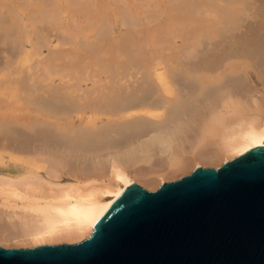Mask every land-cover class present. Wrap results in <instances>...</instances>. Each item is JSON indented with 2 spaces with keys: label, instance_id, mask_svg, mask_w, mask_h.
<instances>
[{
  "label": "bare ground",
  "instance_id": "1",
  "mask_svg": "<svg viewBox=\"0 0 264 264\" xmlns=\"http://www.w3.org/2000/svg\"><path fill=\"white\" fill-rule=\"evenodd\" d=\"M8 1L10 15L0 14V153L14 169L0 174V215L16 228L0 241L87 237L139 178L157 184L163 173L192 163L218 168L264 146V109L249 81L264 63L254 59L264 52V28L251 26L248 46L240 39L249 49L260 42V55L230 52L241 45L236 36H228L235 48L226 45L233 57L218 46L248 0H33L31 9ZM214 48L224 58L216 64ZM206 49L212 61L203 62ZM13 124L43 136H23L27 128ZM189 134L197 136L191 150ZM155 162L164 167L154 174L136 166ZM62 170L74 182H59Z\"/></svg>",
  "mask_w": 264,
  "mask_h": 264
},
{
  "label": "water",
  "instance_id": "2",
  "mask_svg": "<svg viewBox=\"0 0 264 264\" xmlns=\"http://www.w3.org/2000/svg\"><path fill=\"white\" fill-rule=\"evenodd\" d=\"M0 264H264V146L152 191L133 183L85 239L0 246Z\"/></svg>",
  "mask_w": 264,
  "mask_h": 264
},
{
  "label": "rangeland",
  "instance_id": "3",
  "mask_svg": "<svg viewBox=\"0 0 264 264\" xmlns=\"http://www.w3.org/2000/svg\"><path fill=\"white\" fill-rule=\"evenodd\" d=\"M8 2V4L6 3L5 4V2ZM22 2H20L21 4H23L24 2H25V4H31L32 2H33V0H21ZM175 1V0H174ZM192 1V0H191ZM194 1V0H193ZM192 1V2H193ZM247 1V0H246ZM245 1V2H246ZM195 2V1H194ZM245 2H244V4H245ZM257 2V3H256ZM248 3H249V6L247 5V3L245 4L247 7H246V10H244L241 14H240V20L242 19V22L237 26V27H235V26H233V27H235V29H233V31L230 29V28H232V25H231V27L230 26H228L229 27V31H227V32H224L223 34L221 33L222 32V29H220V27H219V29H220V33L221 34H219V37L220 36H222L220 39H222L221 41H219L218 39V41L219 42H223L222 43V45H220V44H218V46H220V49L222 50V52H223V54L224 55H230L231 57H233L231 54L233 53H235V55L236 54H238V52L241 50V48L242 47H244V45H247L248 46V44H246L248 41L250 42L251 40L249 39L250 37H252V33H253V31L257 28V30L258 29H260V31H261V28L263 29L264 28V24L262 25V23H261V25H260V22H263V21H261L262 19H261V15H264V0H248ZM254 3H255V6H254ZM261 3L263 4L262 6H260V7H263L262 9L261 8H259L258 7V5L256 6V4H260L261 5ZM18 4H19V2H18ZM24 4V5H25ZM28 4V5H29ZM10 1H8V0H0V14L2 15V14H4L5 16H3L2 15V19H3V17H6V14H7V16H8V14L10 15V9H11V7H14V6H12L11 5V7H10ZM32 5V4H31ZM26 7H28L27 5H25ZM30 6V5H29ZM33 6V5H32ZM34 7V6H33ZM32 7V8H33ZM28 9V8H27ZM30 9H31V6H30ZM27 11H29V10H27ZM31 11V10H30ZM33 12V11H32ZM31 12H29V14H30ZM32 14V13H31ZM38 13H36V15H37ZM127 15L128 16V13H124L123 15ZM0 15V16H1ZM35 15V14H34ZM125 15V16H126ZM257 15H260V16H257ZM258 18H257V17ZM124 17V16H123ZM260 17V18H259ZM125 18H127V19H129L128 17H125ZM222 18H223V20H226L228 17L226 16V15H223L222 16ZM1 19V18H0ZM224 22V21H223ZM222 26V25H221ZM251 26L254 28L255 27V29H253V31H252V33H250V29H252L251 28ZM260 26V27H259ZM263 26V27H262ZM224 27V26H223ZM226 27V26H225ZM227 29V28H226ZM225 29V30H226ZM248 29H249V31H248ZM223 30H224V28H223ZM228 30V29H227ZM264 30V29H263ZM262 30V31H263ZM216 31V30H215ZM218 31V30H217ZM261 31V32H262ZM248 32H249V34H250V37H249V34H248ZM218 33H219V31H218ZM226 33H227V36H226ZM230 34H231V36H230ZM1 36V35H0ZM13 36V35H12ZM228 36H229V38L230 39H233L234 40V37L236 36L237 37V41H236V43L238 44L239 42V44H241V41H244V45L242 46V44L241 45H237V49L235 48V46H234V44H233V40L232 41H229L230 39L228 38ZM246 36H247V38H248V41L246 40L247 38H246ZM231 37H233V38H231ZM239 37V38H238ZM225 38V39H224ZM228 39V40H227ZM240 39H241V41H240ZM0 40H2V36H1V38H0ZM214 40H216V39H214ZM217 40L215 41V44L217 43ZM236 40V39H235ZM245 40H246V42H245ZM226 41V44L224 43ZM228 41H229V43H231L232 42V46H233V48H235L234 50H237L236 52L233 50V49H231V50H233V51H230V49L227 47V46H229V44H227L228 43ZM2 43H3V40L1 41ZM12 42V41H11ZM10 42V43H11ZM14 42H16V41H14ZM2 43H0V45L2 44ZM243 43V42H242ZM263 43V42H262ZM8 44L9 43H7V46H8ZM12 44H13V42H12ZM12 44H9V46H8V48H9V50L11 51L12 49H13V47L15 46V44H13V47H12ZM213 44V43H212ZM259 45H255V49L253 48H251L253 51H251V49H249V47L247 48L246 46L242 49L243 50V52L245 51L246 52V50H250L251 51V53H249V54H251L252 55V57H253V52H254V50H255V53H254V56H256V54H259V52H261L260 51V42L258 43ZM3 45V44H2ZM11 45V46H10ZM224 45H225V47H227L226 49H224L225 47H224ZM227 45V46H226ZM217 45H216V47H218ZM221 46L223 47V48H221ZM240 46H241V48H240ZM260 46V47H259ZM10 47H12V49L10 48ZM213 47H215L214 46V44H213ZM213 47L212 48H210V49H213ZM229 47H231V45L229 46ZM254 47V46H253ZM258 47V48H257ZM262 47H264V45H262ZM261 47V48H262ZM2 48H3V46H2ZM7 47H6V49H8ZM232 48V47H231ZM1 49V48H0ZM207 49H209V48H207ZM206 49V50H207ZM217 49V48H216ZM228 49V52L230 51V52H232L231 54H228V52L226 51ZM238 49H240L239 51H238ZM256 49H259V51H257ZM262 49H264V48H262ZM2 51H3V49H1ZM206 50H205V52H204V54L205 53H207L209 50H207V52H206ZM214 50H215V48H214ZM210 50V51H212V53H216L217 51H218V56L216 55V54H212V53H210V52H208L207 53V55H209L210 54V60H209V57H208V59L206 58V55H204L205 56V60H203V58H204V56H202V54H200L199 56H200V59H198V60H201V57H202V60H203V62L204 61H212L213 60V57L215 56L216 58H214V63L216 62V63H218L219 61V59L221 60L223 57H221V58H219V56H220V54H222L221 53V51L219 50V48H218V50ZM214 51V52H213ZM219 51H220V54H219ZM227 53H226V52ZM263 51V50H262ZM243 52H241L240 51V53L239 54H241V53H243ZM245 52H244V54H245ZM247 52H249V51H247ZM258 52V53H257ZM201 53H203V51L201 52ZM264 53V52H263ZM262 52L260 53L261 54V57H260V59H258V57H254V59L256 60V58H257V60H258V62L260 61V63H262L264 60H263V58H264V54H263ZM214 55L213 57H212V55ZM222 54V55H223ZM248 54V53H247ZM259 54V55H260ZM263 54V55H262ZM0 55H3V52L1 53L0 52ZM251 55H249L250 56V59H251ZM230 56H229V59L230 60H228L225 56V59L226 60H228V61H232L231 60V58H230ZM258 56V55H257ZM262 56H263V58H262ZM1 57V56H0ZM3 57V56H2ZM224 59V58H223ZM254 59H252V61H251V64L253 63V60ZM1 60H4V57H3V59L1 58ZM198 60H195V61H198ZM256 60V61H257ZM261 60H262V62H261ZM194 61V60H193ZM218 61V62H217ZM225 61V60H224ZM255 61V62H256ZM3 62V61H2ZM1 61H0V64L2 63ZM226 62V61H225ZM257 62V63H258ZM197 63V62H196ZM195 63V64H196ZM210 63H212V62H210ZM215 63V64H216ZM250 64V65H251ZM255 64V63H254ZM264 63H262L261 64V66L260 67H263V69H264V65H263ZM197 65H199V64H197ZM253 65V64H252ZM256 66V65H255ZM259 67V69H258V65L256 66V67H253V68H257L256 69V71L258 70H262L261 72L259 71H255L254 69H250L251 70V75H250V84L255 88V91L256 92H254V94H253V96H255V99H257V101H258V103L259 104H261V106H262V108L264 109V82H262V80L264 81V74L262 75L261 73L263 72L264 73V70L262 69V68H260ZM260 73V74H259ZM181 77V76H180ZM183 77H185L184 75H183ZM183 77H182V79H183ZM186 79H188L187 77H185ZM185 79V80H186ZM249 96V95H248ZM247 97V96H246ZM244 99H245V97H244ZM245 100H247V99H245ZM0 104H2L1 102H0ZM22 105H23V107L24 108H29L30 110H32L34 107H33V105H30L28 102H24V103H22ZM32 112V111H31ZM24 115H26V113L24 114ZM13 125H15V128H16V124H13ZM20 126V125H19ZM18 125H17V127H18V129L19 130H21L22 132L23 131H25V130H23L24 128L26 129L27 128V130H28V128L29 127H22L21 128V126L19 127ZM11 128H14V126H11ZM21 128V129H20ZM17 128H16V130H18ZM12 130V129H11ZM14 131H15V129H13ZM13 130L11 131V133H9V134H11L12 135V133H13ZM27 130H26V132L25 133H23V136H24V134H31L32 136H34L35 134H38V133H36L37 131H38V129L36 130V132H34L35 131V129L33 130V131H31V132H33V133H31L29 130V132H27ZM49 130V129H48ZM21 132V133H22ZM16 133L18 134V132L16 131ZM40 133L41 132H39V135H40ZM50 133H52V132H49L48 133V131H46V137H48V134H49V136H51V135H54L53 133L50 135ZM17 134H15V135H17ZM45 134V133H44ZM199 134H201L200 132H199ZM15 135H13V136H15ZM19 135V134H18ZM38 135V136H39ZM41 135L43 136V134L41 133ZM194 134H189V142H188V139H187V141L185 142L186 144H184L185 146H187V145H189V148L191 147L190 146V144H192L191 142H193L194 140H195V138L197 137V136H193ZM10 136V135H9ZM13 136H10V137H12L13 138ZM27 137H28V135H26ZM32 136H30V137H32ZM37 138H38V136L37 135H35ZM34 136V137H35ZM190 136L191 137H195V138H191V139H194L193 141H191L190 140ZM199 137H200V135H199ZM11 138V139H12ZM40 138V137H39ZM10 139V140H11ZM14 139V138H13ZM13 139H12V141H13ZM197 139H199V138H197ZM191 141V142H190ZM197 141V140H196ZM187 143H189V144H187ZM193 144H194V142H193ZM207 145V144H206ZM207 146H209V145H207ZM78 147H80V146H78ZM204 147H206V146H204ZM185 148H188V146L187 147H185ZM207 148V147H206ZM197 149H200V147L198 146L197 147ZM203 149H205V148H203ZM187 150V149H186ZM190 150H191V148H190ZM81 154V153H80ZM80 154H77L78 156L80 155ZM82 154H85V153H82ZM81 154V156H83ZM77 155H76V157H77ZM0 156H2L3 158H1L0 157V162H3V163H1L0 164V174L1 175H3V174H5V172H8L9 170H12V169H14V167H12L11 166V160L9 159V157L7 156V154L6 153H0ZM86 156V155H85ZM87 156H89L88 154H87ZM80 157V156H79ZM78 157V158H79ZM91 156H89V158H90ZM81 158V157H80ZM79 158V159H80ZM84 158V157H83ZM88 158V157H87ZM92 158V157H91ZM159 159H160V161L162 162V160H161V158L159 157L158 158V162L157 163H159L160 164V162H159ZM162 159L164 160L165 158H163L162 157ZM81 160V159H80ZM82 160H84L85 162H87L88 161V159H82ZM90 161H88V162H91V159H89ZM87 162V163H88ZM156 162H155V164H151V163H139V164H136V166H142L144 169L146 168V170L148 171V170H150L149 172H151V171H153L152 169H154V168H156V169H154V171L155 170H157V169H160V166L163 164V165H165V162H162V164L161 165H159L158 164V166H156V164H157ZM219 163H221V160L218 162V164ZM151 164V165H150ZM197 164H200V166L201 167H214V163H212V162H207V163H197ZM155 165V166H154ZM162 165V166H163ZM154 166V167H153ZM162 166H161V168H162ZM196 166V163H192L186 170H180V171H175V172H172V173H168V172H166V173H163L162 175H161V177L159 178V180H158V176L156 177V179H157V184H156V182H155V184L154 183H149V182H146V180L144 179V178H139V185H141L142 187H144V186H146V187H144L145 189H147V190H149V191H152V190H155V189H157L158 188V184H159V182H161V181H163V182H167V181H173V180H177V179H179V178H181L182 176H184V175H187L188 173H190L192 170H193V168ZM164 167V166H163ZM166 168V167H165ZM214 168H216V167H214ZM131 170H133V168H130ZM162 170V169H161ZM154 171H153V174H154ZM62 172H64L62 175H61V177H60V179H59V182H61V183H67V182H74V179H73V177L72 176H70V175H68V174H66L67 172L65 171V170H62ZM160 172V171H159ZM150 174H152V172L150 173ZM155 176V175H154ZM144 185V186H143ZM12 203H10V205H11ZM1 214V213H0ZM15 228H16V225L13 223V222H10V221H7V219L4 217V216H2V215H0V235H3V234H11V233H13V231L15 230ZM88 237V236H87ZM86 238V236H83V237H81V238H78V239H71V240H66V239H62V240H48V241H45L44 243H42V244H58V243H75V242H78V241H81V240H83V239H85ZM40 245V244H39ZM0 246H3V247H7V248H11V247H33V246H35V244L34 243H28V242H16L15 240H8V241H4V242H2V241H0Z\"/></svg>",
  "mask_w": 264,
  "mask_h": 264
}]
</instances>
